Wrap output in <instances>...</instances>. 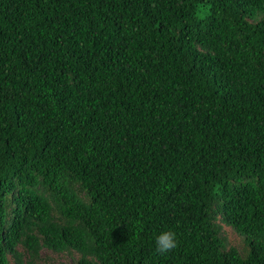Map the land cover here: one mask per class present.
<instances>
[{
    "label": "trees",
    "instance_id": "16d2710c",
    "mask_svg": "<svg viewBox=\"0 0 264 264\" xmlns=\"http://www.w3.org/2000/svg\"><path fill=\"white\" fill-rule=\"evenodd\" d=\"M42 250L264 264V0H0V264Z\"/></svg>",
    "mask_w": 264,
    "mask_h": 264
},
{
    "label": "rangeland",
    "instance_id": "374dc122",
    "mask_svg": "<svg viewBox=\"0 0 264 264\" xmlns=\"http://www.w3.org/2000/svg\"><path fill=\"white\" fill-rule=\"evenodd\" d=\"M225 232L227 234V239H228L229 243L232 246H236L239 249H241L242 248L241 238L234 231L229 229L228 227H225ZM41 255H42V258H44L46 260L47 264H58V263L66 260V257L63 254L51 253V252L46 251V250H42ZM46 262L43 260L42 263L46 264Z\"/></svg>",
    "mask_w": 264,
    "mask_h": 264
},
{
    "label": "clouds",
    "instance_id": "9594fccd",
    "mask_svg": "<svg viewBox=\"0 0 264 264\" xmlns=\"http://www.w3.org/2000/svg\"><path fill=\"white\" fill-rule=\"evenodd\" d=\"M156 252L166 254L178 246L177 234L174 230H166L156 237Z\"/></svg>",
    "mask_w": 264,
    "mask_h": 264
}]
</instances>
